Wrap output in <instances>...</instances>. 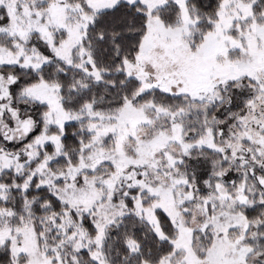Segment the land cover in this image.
<instances>
[{
    "label": "snow or ice",
    "instance_id": "1",
    "mask_svg": "<svg viewBox=\"0 0 264 264\" xmlns=\"http://www.w3.org/2000/svg\"><path fill=\"white\" fill-rule=\"evenodd\" d=\"M0 264H264V0H0Z\"/></svg>",
    "mask_w": 264,
    "mask_h": 264
}]
</instances>
